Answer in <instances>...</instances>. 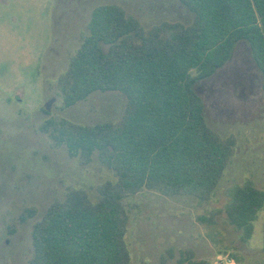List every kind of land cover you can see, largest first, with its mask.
<instances>
[{"label":"trees","instance_id":"16d2710c","mask_svg":"<svg viewBox=\"0 0 264 264\" xmlns=\"http://www.w3.org/2000/svg\"><path fill=\"white\" fill-rule=\"evenodd\" d=\"M178 1L194 14L191 25L146 29L120 5L96 7L68 73L48 84L63 99L61 111L96 92L121 93L127 104L121 120L95 126L45 112L50 118L39 130L53 147H66L82 166L97 153L117 181L99 188L98 203L82 191L53 203L34 226L30 264H130L128 197L148 190L206 203L217 191L238 141L209 127L196 87L247 42L264 89V0ZM263 211L264 191L252 182L234 191L227 215L244 242L253 238ZM179 264L211 263L183 253Z\"/></svg>","mask_w":264,"mask_h":264},{"label":"rangeland","instance_id":"374dc122","mask_svg":"<svg viewBox=\"0 0 264 264\" xmlns=\"http://www.w3.org/2000/svg\"><path fill=\"white\" fill-rule=\"evenodd\" d=\"M101 5L124 7L146 29L166 22L188 26L195 18L178 0H57L42 62L18 64V74L10 71L12 63L0 64V264H30L34 226L53 203L72 191L85 192L98 203L99 188L117 181L97 153L82 166L39 130L49 115L82 126L117 122L124 115L127 99L121 93L96 92L61 111L63 99L48 87L68 73L70 56L89 34L92 12ZM196 91L209 127L224 138H237L235 157L209 202L148 190L127 198L130 264H179L183 253L211 264L221 256L237 264H264V211L247 243L227 215L238 187L252 182L264 191V89L249 44L239 43L227 65ZM29 214L34 215L14 231Z\"/></svg>","mask_w":264,"mask_h":264},{"label":"crops","instance_id":"0c3cea01","mask_svg":"<svg viewBox=\"0 0 264 264\" xmlns=\"http://www.w3.org/2000/svg\"><path fill=\"white\" fill-rule=\"evenodd\" d=\"M55 1L0 0V64L12 63V74L19 73L18 64L34 67L42 62Z\"/></svg>","mask_w":264,"mask_h":264},{"label":"built area","instance_id":"2783aa9c","mask_svg":"<svg viewBox=\"0 0 264 264\" xmlns=\"http://www.w3.org/2000/svg\"><path fill=\"white\" fill-rule=\"evenodd\" d=\"M214 264H237V263L230 256H221L216 259Z\"/></svg>","mask_w":264,"mask_h":264}]
</instances>
